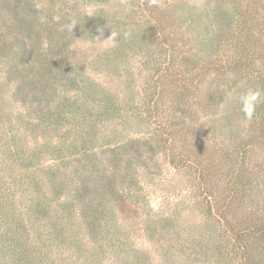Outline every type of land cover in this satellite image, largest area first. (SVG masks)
I'll return each mask as SVG.
<instances>
[{
  "label": "trees",
  "instance_id": "16d2710c",
  "mask_svg": "<svg viewBox=\"0 0 264 264\" xmlns=\"http://www.w3.org/2000/svg\"><path fill=\"white\" fill-rule=\"evenodd\" d=\"M162 4L0 0V264H264V0Z\"/></svg>",
  "mask_w": 264,
  "mask_h": 264
},
{
  "label": "clouds",
  "instance_id": "9594fccd",
  "mask_svg": "<svg viewBox=\"0 0 264 264\" xmlns=\"http://www.w3.org/2000/svg\"><path fill=\"white\" fill-rule=\"evenodd\" d=\"M147 3L149 7L163 6L162 0H147ZM89 15H91V13H89ZM75 25L76 22L71 21L69 24V31H72ZM99 31L101 32L102 35L103 28H99ZM130 35H131L130 32H124L123 38L127 39ZM120 37H121V33L111 28L110 35L107 38H103V42L115 44V42H117ZM255 67L260 71H264V63H262L260 60L256 61ZM237 100L239 103L240 111L243 113L244 117L247 120H252L255 115L257 105L261 103L262 100H264V92L256 88L249 87L241 94H239ZM200 120L202 123L205 121V117L202 114L200 115Z\"/></svg>",
  "mask_w": 264,
  "mask_h": 264
},
{
  "label": "rangeland",
  "instance_id": "374dc122",
  "mask_svg": "<svg viewBox=\"0 0 264 264\" xmlns=\"http://www.w3.org/2000/svg\"><path fill=\"white\" fill-rule=\"evenodd\" d=\"M81 43H82L81 44L82 49H87L88 47L89 48H95V46H96V44H94L93 42H88V43L87 42H81ZM161 167H162V171L159 172V173H162V174L159 175V177H158L159 179L158 180L160 182H162L164 186H165V183H167L166 187H170L171 182H173L172 177H171L172 171L163 162H161ZM155 170H158V169H155ZM170 178H171V180H170ZM156 201H158V199H156Z\"/></svg>",
  "mask_w": 264,
  "mask_h": 264
}]
</instances>
